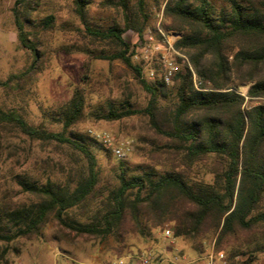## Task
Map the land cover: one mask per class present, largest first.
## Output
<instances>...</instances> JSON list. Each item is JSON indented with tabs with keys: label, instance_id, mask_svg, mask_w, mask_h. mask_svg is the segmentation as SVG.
Instances as JSON below:
<instances>
[{
	"label": "trees",
	"instance_id": "1",
	"mask_svg": "<svg viewBox=\"0 0 264 264\" xmlns=\"http://www.w3.org/2000/svg\"><path fill=\"white\" fill-rule=\"evenodd\" d=\"M111 2L120 9L123 21L93 23L92 0H74V11L84 35L110 43L116 51L107 54L80 45L65 51L74 48L94 59H120L135 72L149 94L147 105L135 108L125 98L100 118L147 116L156 141H163L154 142L158 161L130 172L127 160L118 158V185L98 199L99 154H114L91 132L71 130L87 106L83 87L78 86L53 116L61 131L31 123L17 107L0 105V133L18 129L32 140L57 141L87 160V169H80L70 182L50 176L45 182L20 177L19 185L34 196L31 200L14 202L7 194L0 195V242L5 244L0 264H9L13 242L42 236L52 219L57 224L55 238L68 242L119 233L128 216L141 231L172 229L174 236L184 237L201 254L209 233L215 234L216 252H224L229 264H254L258 253L264 252V0H170L165 14L171 22L166 27L182 31L189 26L175 46L189 54L199 88L186 68L170 84L158 64L155 78H146L142 62L134 59L137 44L124 37L133 30L140 40L148 31L146 1ZM44 3L15 1L17 36L32 61L25 70L0 80L6 89H20L44 69L41 36L56 26L54 13L37 17ZM243 82L250 83L247 96L238 91ZM3 161L0 145V167ZM210 174L212 179L207 178Z\"/></svg>",
	"mask_w": 264,
	"mask_h": 264
},
{
	"label": "rangeland",
	"instance_id": "2",
	"mask_svg": "<svg viewBox=\"0 0 264 264\" xmlns=\"http://www.w3.org/2000/svg\"><path fill=\"white\" fill-rule=\"evenodd\" d=\"M15 1L0 0V80L3 81L25 70L32 61L31 53L22 47L17 36L13 14ZM111 1L117 0H92L89 15L93 23L109 25L114 19L123 21L120 9ZM145 1L149 29H155L161 20L163 29L175 38L189 30L187 25L182 31L166 27L171 22L165 14L170 0ZM49 13L55 14L56 26L41 36V45L46 49L43 71L23 82L18 90L0 85V105L17 107L31 123H45L49 129L61 131L62 125L55 122L53 116L78 86L83 87L87 106L83 117L71 130L107 131L119 142L128 144L130 151L126 160L130 172L154 165L159 158L153 153L154 142L163 141H156L147 116L134 115L113 121L100 118L111 105H119L125 98H129L135 108L147 105L149 94L135 72L120 59H94L74 48L71 52L65 51L75 45L106 50L107 54L116 51L114 45L93 41L80 31L82 25L74 11V0H45L36 15L41 18ZM124 37L132 45L138 43V34L133 30L127 31ZM184 53L190 59L189 54ZM137 54L134 59L142 62L144 76L150 80L148 65L142 55ZM157 67L160 69L159 65ZM197 79L199 82L198 76ZM249 86L250 83H240L238 91L247 96ZM0 145L4 154L0 167V195L7 194L14 202L34 198L19 185L20 177L45 182L50 176L70 182L80 169H87V160L70 146L57 141L32 140L18 129L0 133ZM117 161L119 159L112 154H99L101 193L98 199L118 185ZM207 178L212 179V175ZM56 231L57 224L52 219L44 227L42 236L23 237L13 242L7 254L9 264H204L205 255L212 249L216 251L215 234L209 233L201 254L187 239L174 236L172 229L170 236L166 235L164 227L153 228L150 233L147 229L141 231L130 216L119 233L102 239L82 236L65 242L55 238ZM4 247L0 242V250ZM13 248H19L20 253H15ZM254 264H264V252L258 253Z\"/></svg>",
	"mask_w": 264,
	"mask_h": 264
},
{
	"label": "built area",
	"instance_id": "3",
	"mask_svg": "<svg viewBox=\"0 0 264 264\" xmlns=\"http://www.w3.org/2000/svg\"><path fill=\"white\" fill-rule=\"evenodd\" d=\"M175 36L167 33L159 20L155 29H149L144 37L138 40V54H141L144 62L148 65L149 76L151 79L156 76L155 64L160 66L162 76L167 83H173L175 75L183 68L192 72L196 86L199 88L197 73L194 70L188 56L176 48ZM137 54V55H138ZM92 134L101 140L106 147L112 150L113 154L119 159H126L129 155L130 147L125 142H116L111 133L107 131H91ZM167 236L171 235V230L165 231ZM204 264H229L224 252L210 250L205 255Z\"/></svg>",
	"mask_w": 264,
	"mask_h": 264
}]
</instances>
